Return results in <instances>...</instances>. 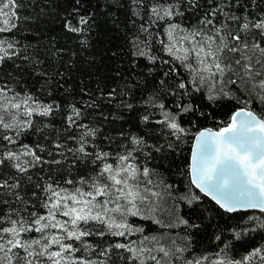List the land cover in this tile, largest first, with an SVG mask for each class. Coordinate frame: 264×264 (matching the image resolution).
<instances>
[{"label":"snow or ice","instance_id":"1","mask_svg":"<svg viewBox=\"0 0 264 264\" xmlns=\"http://www.w3.org/2000/svg\"><path fill=\"white\" fill-rule=\"evenodd\" d=\"M74 2L77 24L65 18L64 28L83 33L86 28L79 26H88L92 15H80L79 0ZM232 2L206 0L205 6L200 0H106L104 7H127L134 26L129 37L132 54L147 61L149 73L160 68L141 103L161 110L163 118L152 121L146 113L141 116L145 124L161 125L179 141L190 131L182 126L183 116L208 115L192 102L193 94H202L209 107L222 98L241 105L218 129L204 128L194 135L191 184L229 213H264V112L250 107L253 94L264 103V15L237 16ZM51 10L46 0H0V34L14 33L21 22H35ZM25 11L29 15H23ZM188 12L199 13L196 23L186 22ZM28 47L0 35V67L9 61L20 67L17 60L42 65L27 54ZM144 83L112 88L107 98L119 97V107L131 110L136 106L129 102L131 94ZM80 105H70L63 133L56 130L49 140L45 130L54 126L40 127L37 118L51 117L60 105L45 103L26 88L17 91L0 78V264H264V244L239 259L228 255V244L215 254L199 256L189 245H178L168 230L198 225L182 217L178 223L165 222V204L172 199L174 185L149 166L152 152L159 153L163 146L123 131L106 137L103 146L94 143L100 129L84 120L96 105L91 99ZM73 127L78 134H69ZM34 132L43 133L51 147L23 142ZM46 167L51 168L47 178L33 179L34 170L44 172ZM180 198L188 204L199 199ZM135 218L164 231L149 232ZM257 227L264 229V222ZM233 231L239 239L241 232Z\"/></svg>","mask_w":264,"mask_h":264},{"label":"trees","instance_id":"2","mask_svg":"<svg viewBox=\"0 0 264 264\" xmlns=\"http://www.w3.org/2000/svg\"><path fill=\"white\" fill-rule=\"evenodd\" d=\"M46 3L52 4V10L48 15L35 22L31 20L26 23L21 22L20 28L14 33L0 34L9 39L14 37L21 45H29L27 54L42 60L43 64L22 63L17 60L16 64L20 67H16L9 61L0 67V78L14 84L17 91L26 88L43 102L60 105L59 110L51 117L37 118V125L40 127L45 123L54 126L45 130L49 134V140L55 137L56 130L63 133L66 126L65 117L70 111V105L75 104L80 107L81 100L91 99L96 107L87 110L88 116L84 123L100 129V134L95 138L94 143L103 146L106 137H117V134L123 131L125 134L143 136L150 145L163 146L159 153L152 152L149 166L158 170L166 184L174 185L172 199L165 204L169 209L164 216L165 222L178 223V218L182 217L189 220L190 224L198 225L196 228L181 225L168 230L177 237L178 245H189V250L195 256H199L201 253L215 254L228 244V255L239 259L251 249L264 244V229L257 227L264 222V213L260 211L229 213L191 184L190 165L194 135L204 128L218 129L241 105L236 100L222 98L209 107L208 101L202 94H193L195 99L192 102L199 104L200 111L208 115L199 118L192 114L183 116L182 126L190 131H187L179 141L174 140L169 134L170 130L163 129L154 122L145 124L141 120V116L146 113L150 114L152 121L163 118L161 110L141 103L151 91L154 78L159 75L160 68L157 67L149 73L147 61L132 54L129 37L134 31V26L130 23L127 7L116 11L104 7L106 0H79V14L85 16L91 14L92 20L88 26H79L85 27V32L72 33L64 28V21L67 18L73 25L77 24L78 17L73 14L74 0H46ZM200 3L206 6V0H200ZM230 7L237 16L245 15L255 19L264 15V0H254V2L239 0V5L233 0ZM22 14L29 15L27 11ZM185 15L186 22L194 24L199 13L188 12ZM82 41H86V45ZM156 55L168 59L164 53L156 52ZM138 80H144L145 83L134 88L129 102L136 106L131 110L119 107L117 103L119 97L117 100H108L107 93L112 88L119 91L126 83L135 84ZM254 95L251 98V109L258 114L264 112V103L255 99ZM165 103L167 105L168 101ZM69 134H78L77 129L73 127ZM43 135L34 132L23 142L29 144L39 142L50 148L51 145L43 139ZM63 139L61 135V140ZM166 141L173 144L172 149L167 148ZM67 143L69 147L74 146L71 141ZM116 143L118 144L119 141ZM56 158L61 159V157ZM49 171L51 168L47 167L44 172L36 169L32 173L33 179L37 175L47 178ZM28 191L30 192L31 189L29 188ZM193 195L199 199L193 200L191 204L180 198L181 196L191 198ZM251 216H255L256 219L250 221ZM134 222L145 227L149 232L164 231L151 221L135 218ZM253 228L255 231L244 234L243 230ZM233 230L241 232L239 239L235 238ZM185 236L189 239H180ZM254 264L259 262L255 261Z\"/></svg>","mask_w":264,"mask_h":264},{"label":"water","instance_id":"3","mask_svg":"<svg viewBox=\"0 0 264 264\" xmlns=\"http://www.w3.org/2000/svg\"><path fill=\"white\" fill-rule=\"evenodd\" d=\"M192 151H193V148H192ZM191 162H192V154H191ZM199 190V189H198ZM202 193V192H201ZM204 194V193H203ZM205 195V194H204ZM205 196H207V195H205ZM207 197H209V196H207ZM210 199H211V197H209ZM215 202V201H214ZM241 211H260V210H258V209H254V210H241Z\"/></svg>","mask_w":264,"mask_h":264}]
</instances>
